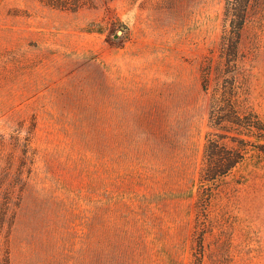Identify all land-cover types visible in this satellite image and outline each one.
I'll return each instance as SVG.
<instances>
[{"label":"rangeland","instance_id":"1","mask_svg":"<svg viewBox=\"0 0 264 264\" xmlns=\"http://www.w3.org/2000/svg\"><path fill=\"white\" fill-rule=\"evenodd\" d=\"M225 2L0 0V264H264V130L210 118L235 77L264 125V10L230 64ZM211 133L247 149L202 187Z\"/></svg>","mask_w":264,"mask_h":264},{"label":"trees","instance_id":"2","mask_svg":"<svg viewBox=\"0 0 264 264\" xmlns=\"http://www.w3.org/2000/svg\"><path fill=\"white\" fill-rule=\"evenodd\" d=\"M49 6L78 10L90 5V0H40ZM264 10V0H226L223 11V33L221 35V51L226 56L228 63L235 64L239 56V44L246 25L252 20L257 10ZM214 63L209 60L203 71V83L205 90H209L212 82ZM218 80V77H216ZM236 78H230L225 87L220 80L212 91L211 124L226 131L243 133L244 128H257L264 130V125L254 109L244 104L240 99V89ZM224 135L223 133H211L207 137L204 152V165L201 169V186L206 182L214 181L230 172L245 158L247 143L239 136ZM230 138L235 142L229 146L226 142ZM30 136L26 138L24 154L29 145ZM4 141L0 140V146Z\"/></svg>","mask_w":264,"mask_h":264}]
</instances>
